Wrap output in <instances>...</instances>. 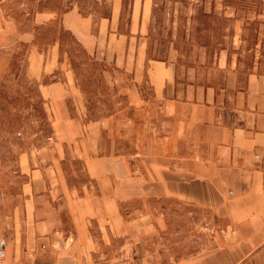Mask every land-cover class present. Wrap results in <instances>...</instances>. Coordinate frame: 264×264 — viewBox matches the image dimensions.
<instances>
[{
    "label": "crops",
    "instance_id": "0c3cea01",
    "mask_svg": "<svg viewBox=\"0 0 264 264\" xmlns=\"http://www.w3.org/2000/svg\"><path fill=\"white\" fill-rule=\"evenodd\" d=\"M150 12L151 0H130L127 9L112 0L105 14L70 8L60 20L88 53L129 77L136 105L146 104L141 86L148 85L151 104L166 112L169 147L158 155L166 159L144 171L124 155L91 156L87 170L100 194L72 200L51 165L28 166L18 211H0V264H264V7L250 64L237 54L218 77L150 58ZM132 197H172L210 210L222 226L209 246L165 262L148 254L142 237L160 219L122 211ZM114 235L116 254L102 257Z\"/></svg>",
    "mask_w": 264,
    "mask_h": 264
},
{
    "label": "rangeland",
    "instance_id": "374dc122",
    "mask_svg": "<svg viewBox=\"0 0 264 264\" xmlns=\"http://www.w3.org/2000/svg\"><path fill=\"white\" fill-rule=\"evenodd\" d=\"M111 2L0 0L1 213L18 211L30 165H51L72 200L100 194L87 170L91 156L124 155L131 169L144 171L166 159L159 157L169 147L166 112L151 104L148 85L141 86L146 104L136 105L129 77L88 53L61 24L70 8L99 15ZM263 7L261 0H151L148 56L215 70L217 77L237 54L245 67ZM121 205L160 219L142 237L148 254L158 252L165 262L209 246L222 226L210 210L172 197H132ZM118 241L107 240L102 257L114 256Z\"/></svg>",
    "mask_w": 264,
    "mask_h": 264
},
{
    "label": "built area",
    "instance_id": "2783aa9c",
    "mask_svg": "<svg viewBox=\"0 0 264 264\" xmlns=\"http://www.w3.org/2000/svg\"><path fill=\"white\" fill-rule=\"evenodd\" d=\"M2 258V253H1V249H0V259Z\"/></svg>",
    "mask_w": 264,
    "mask_h": 264
}]
</instances>
